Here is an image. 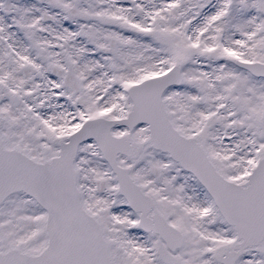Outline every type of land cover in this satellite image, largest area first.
Here are the masks:
<instances>
[{"label":"snow or ice","instance_id":"snow-or-ice-1","mask_svg":"<svg viewBox=\"0 0 264 264\" xmlns=\"http://www.w3.org/2000/svg\"><path fill=\"white\" fill-rule=\"evenodd\" d=\"M0 264H264V0H0Z\"/></svg>","mask_w":264,"mask_h":264}]
</instances>
